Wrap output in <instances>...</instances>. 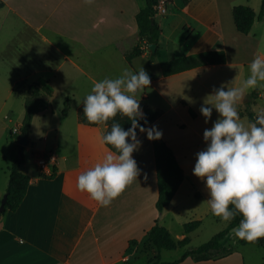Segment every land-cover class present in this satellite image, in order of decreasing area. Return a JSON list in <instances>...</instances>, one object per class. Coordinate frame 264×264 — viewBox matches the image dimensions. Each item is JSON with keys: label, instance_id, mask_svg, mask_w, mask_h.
<instances>
[{"label": "crops", "instance_id": "1", "mask_svg": "<svg viewBox=\"0 0 264 264\" xmlns=\"http://www.w3.org/2000/svg\"><path fill=\"white\" fill-rule=\"evenodd\" d=\"M0 1L4 2L0 6V118L11 110L12 96L26 99V93H15L19 83L46 80L53 88L52 94L46 96L50 106L33 117L31 129L38 120L42 136L30 148H34L35 163L39 156L48 153L56 157L51 165L52 177L41 176L39 165L31 172L21 164V170L31 180L18 209L6 211L0 218V264H115L124 258L129 260L122 254L126 245L147 237L157 222L166 226L176 239H182L187 235L185 229L175 235V224L180 226L211 215L205 183L193 174V168L196 154L207 146L203 133L213 125L209 120L206 122L191 101L200 103L196 97L202 90L211 94L216 89L218 75L211 72L215 66L232 63L223 77L232 86H239L249 75L250 62L257 54H264V18L256 20L248 34L237 30L233 18L235 5H250L258 13L263 0H191L187 5H179L177 0H171L174 1L171 4L169 0L168 25L197 31L184 55L220 46L227 55L224 64L205 65L169 76H164L161 70V63L169 59L158 60L156 55L151 60L147 49L131 61L127 58L140 40L136 15L145 7L146 0ZM161 29L157 53L162 45V26ZM138 58H144L145 62H137ZM154 66L157 70L152 69ZM142 67L150 77L149 87L164 101L169 100L168 84L173 85L177 92L173 95L178 99L173 109L186 123L184 130L172 134L160 125L165 113L162 112L148 126H156L163 133L162 138L173 148L186 175L162 212L156 207L158 184L153 140L147 138L146 132L137 136L140 144L133 153L139 175L110 204L101 205L77 187L78 176L112 151L100 143L107 125L81 122L79 109L84 98L91 93L95 82L116 78L125 68L138 71ZM144 89L140 96L136 94L143 112L144 106L162 111L156 105L146 104L150 97L147 87ZM254 91H257L255 96ZM77 96L81 99L75 114L72 111L64 114L60 107L54 106L56 99L65 102L67 97ZM260 98H264V87L246 91L237 103L241 119L248 117V111L254 113L253 105ZM24 116L25 110L19 111L21 126ZM18 132L22 133L21 127ZM195 144L197 147L193 148ZM9 163L6 151L0 147V204L8 188ZM195 231L189 233L190 238ZM185 248V251L191 249L188 245ZM232 252L201 261L187 257L178 264H252L245 257H232Z\"/></svg>", "mask_w": 264, "mask_h": 264}, {"label": "clouds", "instance_id": "2", "mask_svg": "<svg viewBox=\"0 0 264 264\" xmlns=\"http://www.w3.org/2000/svg\"><path fill=\"white\" fill-rule=\"evenodd\" d=\"M248 72L239 86L215 89L201 106L206 122L211 119L213 109L219 116L203 133L207 146L196 154L193 174L205 183L212 214L224 222L241 215L238 226L232 229L234 235L255 241L264 237V108L254 109L255 118L246 124L238 113L237 103L246 91L264 87V54L254 57ZM150 83L143 67L138 71L125 68L116 78L95 82L84 98L83 114L90 123L113 121L110 131L100 137V143L112 146L115 152H107L100 162L77 178L78 189L101 205L110 204L139 175L133 157L140 144L137 128L146 132L149 140H158L163 135L156 126L146 128L139 123L141 119L147 121L136 94ZM118 114L128 117L130 128L125 130L114 119Z\"/></svg>", "mask_w": 264, "mask_h": 264}, {"label": "trees", "instance_id": "3", "mask_svg": "<svg viewBox=\"0 0 264 264\" xmlns=\"http://www.w3.org/2000/svg\"><path fill=\"white\" fill-rule=\"evenodd\" d=\"M160 0H146V5L143 7L136 15L137 26L139 29L140 40L135 45V47L127 54V58L131 61L134 57L142 55L145 51V44L147 43H159L162 29L159 22L156 19L157 16V6ZM179 5H187L191 0H177ZM169 3V1H168ZM173 4L174 1L170 0ZM4 2L0 1V6H3ZM155 18V21H152ZM233 18L236 28L241 33L248 34L253 24L256 20H262L264 18V0L262 1L261 9L257 13L250 5L238 4L233 8ZM157 55L155 53H150V59L153 60ZM227 62V55L225 49L220 46L209 50H204L200 52L191 53L184 56L173 57L161 63V70L164 76H169L176 74L185 70H190L193 68L202 67L210 64H224ZM27 81L19 83L15 87V93L23 94L26 93L25 99V116L21 126L22 133H29L31 129V124L33 117L36 113L45 111L49 108L50 102L46 96H50L53 92L52 86L44 79H40L33 83H28L27 89L23 88V84H27ZM28 91V92H27ZM257 91L253 92V95H257ZM71 98L67 97L65 100V105L63 108V113L67 114L70 108ZM144 114L146 116V121L141 119L139 123L144 127H148L155 120H157L162 111L159 108L144 106ZM191 113L194 111L191 109ZM247 116L250 120L255 118V114L251 111L247 112ZM79 118L81 122L87 125H98L90 123L83 114V105L79 109ZM127 130L131 127V121L127 116L117 115L114 118ZM112 120L105 123L107 125V131H110ZM105 132V133H106ZM139 128H137V136L140 134ZM130 141V138H129ZM131 142V141H130ZM20 150L23 152L24 146L18 145ZM113 152L115 150L112 146L107 145ZM153 148L156 163V173H157V184H158V197L156 200L157 209L162 212L165 207H167L179 187L185 180V171L181 166L173 148L161 137L158 140H153ZM24 155L22 158L14 159L12 165L9 167V183L7 188L8 199L5 205L6 211H15L20 206L23 201L29 184L30 176L21 170V164L23 163ZM54 174V173H53ZM53 174L47 175L40 171V175L44 177H52ZM243 217L237 215L232 221L229 222L228 226L215 234L210 240L202 243L201 245L187 249L183 255L174 261H164L161 258V250H175L179 247H186L190 243L189 233L196 230L202 223L201 219H194L186 222L184 224V229L186 236L182 239H176L170 230L159 224L158 222L151 227L147 232V243L151 244L152 249H155V256L153 260L149 261V264H178L187 257H191L197 261L208 260L213 258L224 257L230 254L233 249L227 248V245L223 243L224 238L229 234V232L236 226H238L240 220ZM241 244H254L264 247V237H260L255 241H247L243 239H238ZM137 241L132 240L129 247L132 249L134 245H137ZM261 264H264L261 263Z\"/></svg>", "mask_w": 264, "mask_h": 264}, {"label": "rangeland", "instance_id": "4", "mask_svg": "<svg viewBox=\"0 0 264 264\" xmlns=\"http://www.w3.org/2000/svg\"><path fill=\"white\" fill-rule=\"evenodd\" d=\"M170 19H171L170 12L157 14V20L160 24H162L161 26L164 30L161 39L162 45L157 53L158 60L170 59L173 58L174 56L184 55V52L188 50L190 44L193 42L197 34V31H189L188 29L183 28L182 26L181 27L177 26L175 28V26L171 24L168 25ZM139 61H144V58H138L137 62ZM227 67L228 68L232 67V63H229L228 66L218 65L212 68L211 72L218 75V80H219L217 82L218 85L216 89H219L221 86H225V87L232 86L231 82L226 81V79L223 77ZM152 69L157 70V66H154ZM168 85L169 88L166 89L167 92L170 94L168 101H164L155 91L152 90V88L147 86L146 91H147V95L150 98L146 100V104L156 105L162 108V112L165 113L162 116L160 125H163L164 128H166L170 133L176 134L177 132H180L185 129L186 123L179 119V116L176 114V112L173 109L174 106L178 103V99H176L173 95L176 94L177 92L172 84H168ZM27 86L28 83L25 85L23 84V88L25 89V91L28 90ZM181 92L184 93V90H181ZM142 93L143 92H138L137 94L138 96H140ZM208 96L209 94H207L202 90L199 96L196 97L198 98V101L200 100V103H196L194 101L191 102H193L196 108L200 110L201 106L204 104V101ZM80 99H81L80 96H77L76 98L72 97L70 102L71 105L69 112L72 111L71 113L75 114V109ZM9 103L11 105L10 106L11 110L15 109L16 112L14 113L11 110H9V111H5L1 115L0 147L4 151H6L7 159L10 161L9 167L13 163L14 159L20 158V153H22V155H24L22 168L25 170H30L32 172L36 168L38 163L37 160L36 163L32 160V153L34 151V148L31 149L30 147L33 146L34 141H40V138L42 136V132L40 130V123L37 122L38 120H36L34 129H31L32 141L29 144L24 145V150L22 152L18 146V139L20 138L21 134L20 132H14L13 129L15 127H19V128L21 127L19 122H22V120H20V118L18 117V113L19 111L22 112L23 110L26 111L25 99L23 96L22 97L12 96ZM64 103L65 102L62 99L59 100L56 99L54 102V106L57 109L60 107L63 111L65 105ZM263 105H264V98H260L258 99V102L253 105V108L258 111L259 109L262 108ZM6 115L8 117H6ZM218 116L219 114L217 113V111L213 109L209 123L213 125V123L217 120ZM37 119H41V118H37ZM242 121L247 124L251 120L250 118L247 117L245 119H242ZM194 147L196 148L197 145L195 144L193 148ZM183 217L188 218L186 214H184ZM202 220H203L202 225L198 227V229H196L194 233L191 234V241L188 245V248H195L201 245L202 243L210 240L215 234L226 228L228 224V222L222 221L220 217L214 216L213 214L209 216H205L204 219ZM183 229H184V225L178 226V224H175V227L173 228L174 234L176 235V232L178 230H183ZM238 239L239 238H237L232 231L228 234V236L224 240V243L225 245H227V248L233 249L232 253L234 254V256L232 257H237L238 255L239 257H245L246 262L252 264H260L264 262V247L254 244H241L238 241ZM146 240L147 237L146 236L143 237L140 241H137L138 245H134L133 246L134 248L132 249L128 245H126L127 249H125L122 254L123 256H128L129 260L127 261L120 260L115 264H149V261L154 259L155 249H152L151 245L148 244ZM185 249H186L185 247H179L175 250L163 249L161 250L160 255L162 260L171 261L176 259L178 256H181L185 252Z\"/></svg>", "mask_w": 264, "mask_h": 264}, {"label": "built area", "instance_id": "5", "mask_svg": "<svg viewBox=\"0 0 264 264\" xmlns=\"http://www.w3.org/2000/svg\"><path fill=\"white\" fill-rule=\"evenodd\" d=\"M168 1L169 0H160L159 1V4L157 6V13L158 14L167 12ZM13 131L18 132L19 127H15L13 129ZM37 161H38L40 171H42L43 173H45L47 175H51L54 173L53 169L51 168V165L56 162V157L54 154L48 153L47 155L45 154V155L39 156ZM124 260H126V258Z\"/></svg>", "mask_w": 264, "mask_h": 264}, {"label": "water", "instance_id": "6", "mask_svg": "<svg viewBox=\"0 0 264 264\" xmlns=\"http://www.w3.org/2000/svg\"><path fill=\"white\" fill-rule=\"evenodd\" d=\"M152 21H155V18H152ZM157 47H158L157 43H147L146 44V49L151 53H155L157 51ZM18 143L23 146L29 144L28 133H21L20 138L18 139ZM22 156H23L22 153H20V158H22ZM7 199H8V194L5 193L1 200V204H0V218L2 216V213L5 210Z\"/></svg>", "mask_w": 264, "mask_h": 264}]
</instances>
